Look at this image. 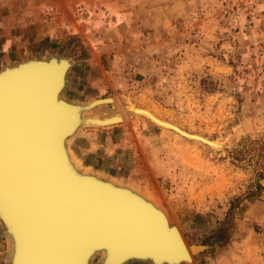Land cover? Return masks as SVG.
<instances>
[{"label": "rangeland", "instance_id": "1", "mask_svg": "<svg viewBox=\"0 0 264 264\" xmlns=\"http://www.w3.org/2000/svg\"><path fill=\"white\" fill-rule=\"evenodd\" d=\"M52 55L70 62L66 99L112 97L117 108L88 114L124 116L84 127L70 149L161 205L198 248L181 264H264V177L245 197L255 170L232 157L264 139V0H0V69ZM11 254L0 222V264Z\"/></svg>", "mask_w": 264, "mask_h": 264}, {"label": "water", "instance_id": "2", "mask_svg": "<svg viewBox=\"0 0 264 264\" xmlns=\"http://www.w3.org/2000/svg\"><path fill=\"white\" fill-rule=\"evenodd\" d=\"M52 59L53 55L28 58L0 69V81H8L9 90L11 82L21 81L29 101L24 114L20 103L16 108L13 104L11 113V100L8 114L4 108L0 111V222L18 234L16 264H23L24 248L33 257L27 264H87L85 256L104 249L99 264L138 258H150L152 264L185 262L189 253L180 232L167 225L160 212L124 190L79 181L65 166L58 139L73 122L64 116L67 102L57 100L56 94L64 87L70 62L59 57L68 61L63 68L48 62ZM49 71L55 73L53 79L46 76ZM21 88L17 85L18 91ZM111 98L79 103L92 105ZM116 114L102 117L110 121ZM20 213L27 220L26 240L16 223ZM161 260L165 262L158 263Z\"/></svg>", "mask_w": 264, "mask_h": 264}, {"label": "bare ground", "instance_id": "3", "mask_svg": "<svg viewBox=\"0 0 264 264\" xmlns=\"http://www.w3.org/2000/svg\"><path fill=\"white\" fill-rule=\"evenodd\" d=\"M58 58H59V56H53V59L48 61V62H52V63H55L57 65H61L62 64V67L64 68L68 61L66 62L65 60H60ZM46 76L49 77V78L51 77L53 79L55 77V73L54 72L52 73V71L51 72L49 71ZM8 84H9L8 81H6L4 83L0 81V111H1V108L2 109L4 108L5 109L4 110L5 111L4 114H8V112H7L8 111V106H9L8 105V100L9 101L11 100L12 105L10 104V107H9V108H11V113L13 111V104H14V108H16L17 103H20V105H21L20 109H21V112H22L21 114H24V110H25L26 104L29 105L28 104L29 101H28V99L26 97V92H25L24 87H23L24 84L21 81H16L15 80L14 82H11L13 87L10 90H9ZM17 85H19L20 88L22 87L21 89H19V91L17 90ZM65 86H66V77H65L64 87H63V85H61V88L57 91V94H56L57 98L56 99L67 102V104H68L67 107L68 108H65V109L63 108L65 110V112H66L64 116L66 117L67 121L71 120L73 122V125L67 132L62 133L59 136L58 147H59L60 153L63 156L64 164L67 167V169L69 170V172L73 175L74 178H76L79 181L88 180L91 183L101 184V185L107 186V187H109L111 189L124 190L125 193L128 192L130 195H132L133 197L137 198L138 200L143 202L145 205H149L150 207H152L156 211L160 212L162 214L163 218L165 219L167 225H169V226L175 225L170 220L169 216L164 211V209H162L160 207L161 205L150 194L144 193L143 191H140L138 188L136 189L135 187L131 186V184H125V183L117 181L116 179L110 178V177L106 176L104 173H102V172H100L98 170H95L93 168H86L76 158V156L74 155V153L70 149L69 142H70L71 139H73V137L75 135L78 134L79 131H81L86 126H106V125H111L112 123L123 121V117L124 116H122L121 113L117 112V114H116L114 119H112L110 121H105L104 117L100 116L98 113L94 114L95 113V110H94V111H92L94 115L92 114L89 117V114H88V112H90L89 110H91L96 104L105 103V102L108 101V102L113 104L112 105L113 108H117L116 105L118 106V102L114 101V99H112V98L110 100H104V101L96 102V103H94L92 105L91 104H81V103H78V102H73V101H70L69 99H66L62 95ZM17 91L19 92V94H18L19 96H16ZM30 103H31L30 106L32 107V105H33L32 100H30ZM38 104H39V97H38ZM2 105H5V106L3 107ZM131 111L134 114L145 115L146 117L150 118L152 121H154V122H156V123H158L161 126H164L166 128L174 127L175 130H178L179 132H181L182 135L183 134L190 135L189 137H194V138L196 137V139L199 136L197 134L196 135H192V134H189L187 132L182 131L181 129L178 128L177 125L172 124L170 122H167V121L161 119L160 117L157 116V114L153 113L149 109L138 107V106H134V104H133V105H131ZM11 118L13 120V116H11ZM89 122H90V124H87ZM203 140H204V138H203ZM203 142L209 143L210 145L213 144L208 139L206 141L204 140ZM214 142L216 143V141H214ZM215 143L213 144V146L215 145ZM217 143H216L215 146H217V147L221 146L220 144L218 145ZM124 191H122V192H124ZM20 201H21V199H20ZM17 213H18V211H16V214ZM25 218L26 217L20 213L19 214V218L17 217L16 223L18 225L20 234H22L21 235L22 239L24 238L26 240L25 237H26V234H27V228L28 227H26L27 220ZM176 227L177 226L175 225V228ZM177 229H178V227H177ZM5 230H6L7 234H8V236H10L11 241L13 242L12 243V254H11V259H10L11 263L10 264H12L13 258H14V264H16V259H17L18 251H19V246L17 245L18 234L13 229V227L11 225L8 226V224H6ZM179 232H180V230H179ZM180 235H181V238H182V240L184 242V245H185V247H186V249H187V251L189 253V259L183 260V261L192 263L193 262L192 252H191V250L189 248V245L187 244V242L183 238L181 232H180ZM13 244H15V246H16L15 248H13ZM191 248L193 250H197L198 249L197 247H191ZM14 249H16V250H14ZM24 249H26V251H23L22 260H23V264H27V263L31 262L30 258L33 259V257H31L30 251L27 250V248H24ZM103 252H105V249L103 250ZM102 253L100 252V253H96V254H93V255L85 256V260H86V262H88L87 264H90L92 259L96 255H99V254L103 255ZM76 255H78V249L75 251V256ZM73 256H74V254H73ZM134 259H136V258H134ZM138 259L139 260H132L131 259L130 261L125 262L124 264H127L128 262H131V261H150L151 262L150 258H138ZM163 262H165V261L164 260L158 261V263H163Z\"/></svg>", "mask_w": 264, "mask_h": 264}, {"label": "trees", "instance_id": "4", "mask_svg": "<svg viewBox=\"0 0 264 264\" xmlns=\"http://www.w3.org/2000/svg\"><path fill=\"white\" fill-rule=\"evenodd\" d=\"M232 157L236 161H248L255 170L256 179L251 183V188L245 197L251 198L258 195L263 186L260 179L264 177V139H245L243 144H239V148L232 150ZM233 205L231 204V207ZM133 264H141L140 261H132Z\"/></svg>", "mask_w": 264, "mask_h": 264}]
</instances>
